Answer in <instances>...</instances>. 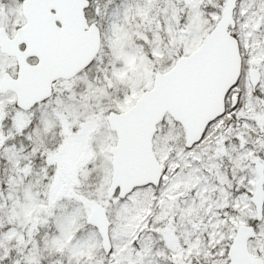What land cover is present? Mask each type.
<instances>
[{
  "label": "snow or ice",
  "instance_id": "obj_1",
  "mask_svg": "<svg viewBox=\"0 0 264 264\" xmlns=\"http://www.w3.org/2000/svg\"><path fill=\"white\" fill-rule=\"evenodd\" d=\"M0 264H264V0H0Z\"/></svg>",
  "mask_w": 264,
  "mask_h": 264
}]
</instances>
